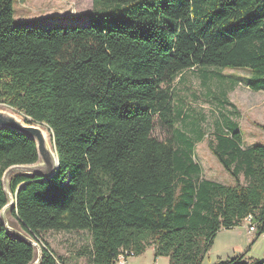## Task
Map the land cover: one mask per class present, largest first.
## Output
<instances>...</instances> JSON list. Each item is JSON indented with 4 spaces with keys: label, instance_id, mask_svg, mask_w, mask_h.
Wrapping results in <instances>:
<instances>
[{
    "label": "trees",
    "instance_id": "obj_1",
    "mask_svg": "<svg viewBox=\"0 0 264 264\" xmlns=\"http://www.w3.org/2000/svg\"><path fill=\"white\" fill-rule=\"evenodd\" d=\"M92 2L85 24L16 25L14 0H0V103L45 123L59 158L51 178L11 175L22 230L35 240L88 232L86 264L149 247L170 264H203L218 232L249 215L254 242L264 234V144L246 147L235 122L218 123L209 149L234 181L224 184L203 177L189 136L153 130L174 128L171 85L185 70L248 68V86L264 90V0ZM38 161L34 139L0 129V264L35 258L1 211L5 171ZM247 252L213 264H264ZM40 264L67 263L45 245Z\"/></svg>",
    "mask_w": 264,
    "mask_h": 264
},
{
    "label": "rangeland",
    "instance_id": "obj_2",
    "mask_svg": "<svg viewBox=\"0 0 264 264\" xmlns=\"http://www.w3.org/2000/svg\"><path fill=\"white\" fill-rule=\"evenodd\" d=\"M92 0H14V23L16 25H70L85 24L92 12ZM252 72L248 68H191L173 82L172 105L175 126L167 129L156 121L153 136L160 140L178 136H189L194 145V155L202 165L203 177L224 184H233L227 173L209 149L218 123L235 122L246 147L264 144V90L255 91L248 86ZM0 110L18 114L9 106L0 103ZM49 132L48 143L55 151ZM203 137V138H202ZM202 140L200 141V139ZM18 173L13 172L11 175ZM10 175V177H11ZM241 181L245 179L241 176ZM8 225L26 234L11 210L5 212ZM248 221L232 229L218 232L214 243L204 258L203 264H213L218 259L247 252L251 262L264 260V234L255 239V231L249 229ZM35 258L31 264H40L42 247L48 246L55 257L63 258L67 264H86L91 236L86 231L42 232L38 240L32 239ZM253 244L251 245V243ZM170 264L169 258L154 255L149 247L142 255L130 257L127 264Z\"/></svg>",
    "mask_w": 264,
    "mask_h": 264
},
{
    "label": "water",
    "instance_id": "obj_3",
    "mask_svg": "<svg viewBox=\"0 0 264 264\" xmlns=\"http://www.w3.org/2000/svg\"><path fill=\"white\" fill-rule=\"evenodd\" d=\"M43 125L45 123L39 122L32 118H27L25 121L21 120L16 116L15 113L11 111L0 110V129L8 128L18 131L32 139L35 140L37 144L39 161L35 164H17L9 167L3 176V186L5 195L7 197L8 203L1 211V217L6 229L9 232L16 233L26 240H28L33 245V238L26 236L24 233L17 231L8 225V220L5 218V212L10 209L13 210L16 206L15 196L12 194L10 189V175L13 172H18V174H24L29 176H39L43 179H48L53 177L59 168V158L56 152L52 150L48 143V139L43 131ZM56 154V155H55ZM24 184V183H23ZM21 184L17 189L16 193L19 191ZM34 246V245H33Z\"/></svg>",
    "mask_w": 264,
    "mask_h": 264
},
{
    "label": "built area",
    "instance_id": "obj_4",
    "mask_svg": "<svg viewBox=\"0 0 264 264\" xmlns=\"http://www.w3.org/2000/svg\"><path fill=\"white\" fill-rule=\"evenodd\" d=\"M248 221V223H249V229L251 230V231H256V224L255 223H253V221H252V216L251 215H249L246 219H245V221ZM133 252L132 251H129V250H122L119 254H118V257H117V259H116V263L117 264H127V262H128V259L130 258V257H134L133 256Z\"/></svg>",
    "mask_w": 264,
    "mask_h": 264
},
{
    "label": "bare ground",
    "instance_id": "obj_5",
    "mask_svg": "<svg viewBox=\"0 0 264 264\" xmlns=\"http://www.w3.org/2000/svg\"><path fill=\"white\" fill-rule=\"evenodd\" d=\"M16 116L18 117V118H20L21 120H23V121H25V119H26V116H24L23 114H20V113H18V114H16ZM43 131H44V134H45V136H46V139H49V132H48V128H47V126L46 125H43ZM56 155V154H55Z\"/></svg>",
    "mask_w": 264,
    "mask_h": 264
},
{
    "label": "crops",
    "instance_id": "obj_6",
    "mask_svg": "<svg viewBox=\"0 0 264 264\" xmlns=\"http://www.w3.org/2000/svg\"><path fill=\"white\" fill-rule=\"evenodd\" d=\"M153 250H154V248H153ZM249 261V260H248ZM249 262H251V261H249ZM155 264H156V261H155Z\"/></svg>",
    "mask_w": 264,
    "mask_h": 264
}]
</instances>
